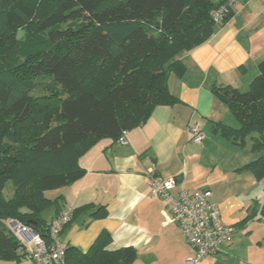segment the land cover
<instances>
[{"label": "trees", "instance_id": "trees-1", "mask_svg": "<svg viewBox=\"0 0 264 264\" xmlns=\"http://www.w3.org/2000/svg\"><path fill=\"white\" fill-rule=\"evenodd\" d=\"M224 1L0 0V261L27 260L6 220L48 241L42 212L63 207L45 193L82 178L78 159L99 139L117 141L155 106L179 102L168 90L169 74L185 71L177 55L211 37V13ZM211 90L238 122L213 131L240 147L249 138L250 151L264 152V58L246 90ZM244 170L264 178V153L237 168ZM91 209H73L70 222ZM109 242L101 232L86 252L68 246L63 264L133 263L134 248L109 251Z\"/></svg>", "mask_w": 264, "mask_h": 264}, {"label": "crops", "instance_id": "crops-1", "mask_svg": "<svg viewBox=\"0 0 264 264\" xmlns=\"http://www.w3.org/2000/svg\"><path fill=\"white\" fill-rule=\"evenodd\" d=\"M217 27L206 42L177 56L185 71L169 74L168 90L178 103L155 106L144 124L125 132V145L99 139L78 159L84 176L50 190V198L61 197L62 209L94 208L79 211L64 227L60 237L67 246L86 252L106 232L107 250L135 249L132 264H186L194 249L165 203L148 197L150 159L157 175L179 177L174 192L208 188L220 221L233 228L228 242L194 264H264V178L237 171L257 153L250 151V139L240 147L213 131L217 122L234 128L238 122L211 90L214 84L248 88L255 77L264 58V1L238 2ZM192 124L203 134L200 144L190 140ZM102 207L105 216L91 215ZM53 216L54 210L45 220Z\"/></svg>", "mask_w": 264, "mask_h": 264}, {"label": "built area", "instance_id": "built-area-1", "mask_svg": "<svg viewBox=\"0 0 264 264\" xmlns=\"http://www.w3.org/2000/svg\"><path fill=\"white\" fill-rule=\"evenodd\" d=\"M240 1L243 0H225L212 11V21L223 22ZM188 131L190 140L200 144L203 134L199 126L192 124ZM117 142L125 145L127 143L125 134L120 136ZM149 162L146 176L148 197L160 198L165 203L171 212L172 220L180 228L186 242L194 249V255L186 259V264H194L216 253L222 244L231 239L233 228L220 221L211 191L203 188L188 192L181 188L174 192V188L179 183L178 177L162 178L155 173L154 162L150 159ZM72 211V208H64L47 222L48 241L16 220L9 219L4 224L21 243L27 261L33 264H63L68 246L60 236L63 228L70 222Z\"/></svg>", "mask_w": 264, "mask_h": 264}, {"label": "rangeland", "instance_id": "rangeland-1", "mask_svg": "<svg viewBox=\"0 0 264 264\" xmlns=\"http://www.w3.org/2000/svg\"><path fill=\"white\" fill-rule=\"evenodd\" d=\"M215 24V29H217L218 27H217V25L218 24H220V23H214ZM21 33L22 32H18V36L19 37H21ZM183 52H185V51H183ZM182 52V53H183ZM180 54H178L177 56H179ZM175 74V73H174ZM247 89V86H245V87H241L240 88V90L241 91H244V90H246ZM42 91H39V90H34L33 91V94H38V93H41ZM234 120V119H233ZM234 125H236L237 124V122L234 120ZM249 139V138H248ZM247 139V140H248ZM250 142V141H249ZM251 144V142L249 143V145ZM257 153V155L259 154V152H256ZM257 155L255 154V158L257 157ZM10 184H7L6 185V188L4 189V191H5V193H7V192H9V190H10ZM54 190V189H53ZM53 194H52V191H48V193H47V197H51ZM52 211H53V208L52 207H48L47 209H45L43 212H42V217H44V219H48L49 218V216L51 215V213H52ZM25 261H27V260H25ZM30 262V261H29ZM28 262V264H33V263H29ZM0 264H5V262L4 261H0Z\"/></svg>", "mask_w": 264, "mask_h": 264}]
</instances>
